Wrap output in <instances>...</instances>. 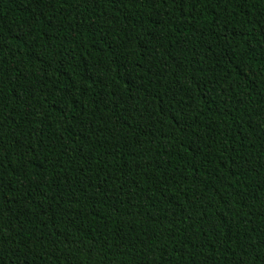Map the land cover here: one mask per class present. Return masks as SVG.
<instances>
[{"label": "trees", "instance_id": "16d2710c", "mask_svg": "<svg viewBox=\"0 0 264 264\" xmlns=\"http://www.w3.org/2000/svg\"><path fill=\"white\" fill-rule=\"evenodd\" d=\"M0 264H264V0H0Z\"/></svg>", "mask_w": 264, "mask_h": 264}]
</instances>
